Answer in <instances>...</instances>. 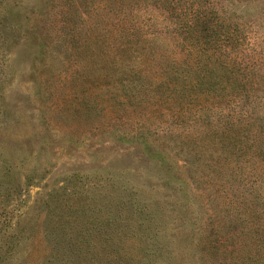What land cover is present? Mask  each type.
<instances>
[{"label": "rangeland", "instance_id": "obj_1", "mask_svg": "<svg viewBox=\"0 0 264 264\" xmlns=\"http://www.w3.org/2000/svg\"><path fill=\"white\" fill-rule=\"evenodd\" d=\"M0 264H264V0H0Z\"/></svg>", "mask_w": 264, "mask_h": 264}]
</instances>
